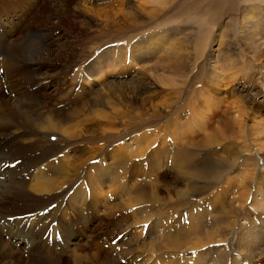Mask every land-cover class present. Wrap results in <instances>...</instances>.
<instances>
[{"label": "rangeland", "instance_id": "rangeland-1", "mask_svg": "<svg viewBox=\"0 0 264 264\" xmlns=\"http://www.w3.org/2000/svg\"><path fill=\"white\" fill-rule=\"evenodd\" d=\"M14 1L0 0V7ZM27 1L8 8L35 5L28 8L31 15L22 28L49 29L59 21L51 17L62 0ZM153 1L69 0L58 33L28 29L11 36L5 29L13 30L20 19L13 11L14 16L2 17L0 42L8 41V52L25 46L34 57L41 56L60 43L65 47L72 34L77 39L74 66L91 56L111 61L91 78L74 82V70L62 64L64 79L56 81L64 80L65 90L55 95V81L46 88L41 80L35 85L37 94L23 86L33 103L49 96L45 111L32 124L47 118L56 123L47 136L37 135L34 156L42 158L39 151L48 146L70 144L62 128L77 133L74 152L81 159L90 153L78 166L84 191L75 203L65 195L62 206L63 253L39 251L37 257L44 264H159L167 257L179 264H264V37L261 49L252 48L239 28L241 8L264 6V0ZM164 29L177 38L191 37L183 74L160 68L153 76L142 68L145 61L135 58L126 64L124 57L108 50L129 37ZM36 43H41L40 50ZM226 46L230 49L217 64L221 84L208 82L210 54ZM46 70L52 75L60 69ZM32 73L29 78L43 76ZM51 113L55 115L49 118ZM22 150L16 148L14 157ZM51 161L57 164L55 158ZM20 205L7 212L32 211ZM157 222L164 226L159 232L167 227L172 239L177 238L171 243L173 251L162 232L154 230ZM17 254L8 252L6 257ZM24 255L31 257L28 251Z\"/></svg>", "mask_w": 264, "mask_h": 264}, {"label": "bare ground", "instance_id": "bare-ground-1", "mask_svg": "<svg viewBox=\"0 0 264 264\" xmlns=\"http://www.w3.org/2000/svg\"><path fill=\"white\" fill-rule=\"evenodd\" d=\"M15 1L13 2V5L7 7L3 5V7H0V24L4 15L10 17L17 14V17L20 19V24H17L18 26L13 30L12 28L5 29V32L11 36L17 32H23L28 29L41 32L42 34L44 31L53 33L56 31L58 33L59 31L55 29L62 24V19L66 14L67 6L70 4L69 0L60 1L62 7L57 10L54 17H51L57 18L59 21L51 24L49 29L44 28L45 26L31 28L27 26V28L24 29L22 28V22H27L28 16L31 15L28 14V8L32 7V5L35 7V5L29 3L26 10H16L17 8H12L11 10L8 9L10 7H15L20 2L19 1L16 4ZM145 1L146 4L152 3V0ZM36 11H41V8H38ZM154 12H156V9ZM263 12L264 6H258L255 3L252 4V6L243 9L241 8L239 28L241 29L244 39L249 40V44L252 48L256 49H261L259 46L261 42L260 40L264 37ZM259 13H263V15ZM256 15H258V17H256ZM33 17H36V14ZM31 23H33V21H31ZM18 35L20 34H17L14 37L17 38ZM53 36L56 37V35ZM70 36L69 43L66 44L65 47L60 43L53 49L42 51V55L37 57H34L33 52L31 53V50L25 46L23 49L20 46H17L16 48L13 47V49L8 52L6 49H10V47L4 44L6 41L0 42V56H3L0 61V179H3L0 180V184L2 185V189L0 190V214L6 213L0 217V264H20L23 261L25 264L28 263V261L29 263L33 261L35 264H44V261L37 257V254H39L37 252H51L56 256L60 255L61 252L63 253V248L61 247L62 231L60 228V221L65 195L69 196L70 202L75 203L84 191L83 184L78 179L80 175L78 166L79 160L86 161L88 156H90V153L82 155L85 158L81 159L78 154L74 152V150L76 151L77 149L76 132H71L62 128L61 135L67 137L70 144H67L64 147L61 145L48 146L45 150L46 153L43 149L42 152L39 151L40 154L43 155L42 158L34 156L35 152H38L39 150L38 146H33L36 144L37 135L43 134L47 136L50 132V128L53 124L56 125V123L47 118L44 121L34 122L32 124V120L38 119L45 111V106L49 103V96L43 101L40 100L37 103H33L29 101L27 96H25V90L23 89V86L27 85V93L30 92L37 94L39 89L35 88L36 84L45 81L43 83L46 84L47 88L51 87V84L55 81V91L51 95L64 92V80L62 84L56 81L57 78L64 79V68L61 69L62 64H65L74 70L72 74L73 82L87 80L88 77L91 78L92 75L102 71L104 67L111 66V61L108 59H104V61L101 62L96 60L94 56H91L92 59L90 58L87 63L80 66H74L75 62L73 61L72 53L74 52L75 46H73V43L75 45L77 39L72 34ZM190 38L189 34H184L179 38L174 37L173 32L170 29H164L129 37L127 41L108 50L113 55L124 57L123 59L126 64H132L135 58L140 61H145V64H142V68L153 76L156 75L160 68L172 75L173 73L183 74L184 70H186L189 57L188 54H190ZM41 46V43H36L35 49L40 50ZM151 46L153 47L152 49L149 48ZM225 48L226 50L222 51L223 47H218L210 54L209 61L211 71L206 79L208 82H217L221 84L220 81L222 78H220V75L218 74L217 64L222 56L225 57L224 53L230 49L229 46H226ZM35 49L34 52L37 53V50ZM227 58H231V56ZM34 62H40V64L36 65ZM32 65H35L34 69ZM45 67L47 68L46 71L51 67H53V69L59 68L60 70L59 72L49 75L46 74ZM31 72L35 75L43 73V76H40L39 78H29ZM25 78L28 80L25 81ZM129 80V82H131V79ZM169 80L170 79L167 81ZM33 81L36 82L32 83ZM12 93H15V97ZM41 97L42 95L40 94L35 98L40 99ZM205 97L206 95H204V98ZM56 105L57 104L50 106L56 107ZM76 112H78V110H76ZM53 114L51 113L49 118H52L55 115ZM55 129L57 128L55 127ZM20 146H22V149L24 150L20 151L18 154H21V156L16 158L13 153L15 149ZM53 158H55L57 162L56 165L51 161ZM104 173H106V171H104ZM65 192H67V194H65ZM41 203H46L47 205L39 207V204ZM19 204H24L25 207H28V209H31L32 211H25L24 215L21 213L11 214L7 212L17 209L16 207H22L21 205L16 206ZM191 212L193 213V211ZM19 215L22 216L19 217ZM201 221L203 220L201 219ZM157 224L159 227L154 228V230L159 232V228L164 226H160V222H157ZM191 227H193V225ZM220 227H222V225ZM215 229L213 231H215ZM161 232H159V234L161 233L162 237L166 239L163 242L166 246L168 245L167 248H171V243L176 241L177 238L172 239L170 235L171 231H169L167 227ZM210 235L211 234L206 236H208V239L211 242L212 238ZM194 237L195 236H193V238ZM15 242L16 244H19V246H15ZM174 245H176V243H174ZM174 248L175 247H172L170 250ZM27 251L31 255L30 258H27L24 255ZM8 252H13L14 254L21 252L23 256L17 254L15 258H8L6 257V253ZM167 258H165L166 260L164 258L160 259L159 264H179L170 262ZM158 259L155 260V263H158Z\"/></svg>", "mask_w": 264, "mask_h": 264}]
</instances>
